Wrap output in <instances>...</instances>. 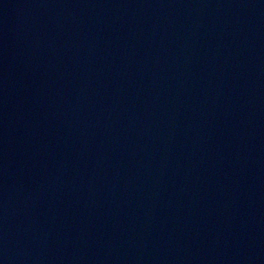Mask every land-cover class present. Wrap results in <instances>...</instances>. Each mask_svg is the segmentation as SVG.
<instances>
[{"label":"water","instance_id":"water-1","mask_svg":"<svg viewBox=\"0 0 264 264\" xmlns=\"http://www.w3.org/2000/svg\"><path fill=\"white\" fill-rule=\"evenodd\" d=\"M0 264H264V0H0Z\"/></svg>","mask_w":264,"mask_h":264}]
</instances>
